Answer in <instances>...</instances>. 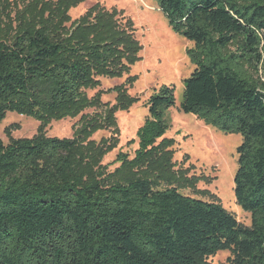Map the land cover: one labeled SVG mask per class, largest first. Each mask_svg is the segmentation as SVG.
I'll return each instance as SVG.
<instances>
[{"label":"trees","instance_id":"1","mask_svg":"<svg viewBox=\"0 0 264 264\" xmlns=\"http://www.w3.org/2000/svg\"><path fill=\"white\" fill-rule=\"evenodd\" d=\"M78 1L66 0V10ZM156 1L194 43L181 110L243 138L234 194L251 226L177 181L85 179L74 166L76 139L0 136V264H212L221 250L230 251L227 264H264V0ZM99 10L81 18L75 39L27 27L0 41V122L9 111L43 120L68 109L93 71L114 77L140 58L113 11ZM174 103L172 86L150 97L136 162L173 142L158 140Z\"/></svg>","mask_w":264,"mask_h":264},{"label":"rangeland","instance_id":"2","mask_svg":"<svg viewBox=\"0 0 264 264\" xmlns=\"http://www.w3.org/2000/svg\"><path fill=\"white\" fill-rule=\"evenodd\" d=\"M98 7L100 13L113 11L118 29L135 37L141 46L140 58L114 77L93 71L76 104L55 114L45 113L43 120L7 112L0 122L4 143L38 135L76 139L74 166L85 179L115 183L146 178L155 187L177 181L184 194L216 202L250 227L251 214L234 194L236 150L243 138L181 110L184 80L194 69L186 52L194 43L171 28L156 0H79L68 11L66 0H0V41H12L27 27L60 30L75 39L81 18L89 12L94 15ZM127 21L132 28L125 26ZM164 85L174 88L175 103L165 112L169 128L158 143L173 142L136 162L137 131L149 116L150 97ZM120 154H128V164L117 160ZM230 255L221 250L208 260L227 264Z\"/></svg>","mask_w":264,"mask_h":264}]
</instances>
